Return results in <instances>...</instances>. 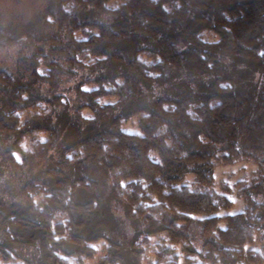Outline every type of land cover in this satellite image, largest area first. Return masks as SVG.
I'll use <instances>...</instances> for the list:
<instances>
[{
    "label": "trees",
    "instance_id": "1",
    "mask_svg": "<svg viewBox=\"0 0 264 264\" xmlns=\"http://www.w3.org/2000/svg\"><path fill=\"white\" fill-rule=\"evenodd\" d=\"M37 1L0 4V264H264V0Z\"/></svg>",
    "mask_w": 264,
    "mask_h": 264
},
{
    "label": "rangeland",
    "instance_id": "2",
    "mask_svg": "<svg viewBox=\"0 0 264 264\" xmlns=\"http://www.w3.org/2000/svg\"><path fill=\"white\" fill-rule=\"evenodd\" d=\"M11 2V3H9ZM37 0H20V2L18 3V6L15 5L13 6L12 0H0V4L1 5H8V6H12L16 7L17 10H22L23 12L26 11H31V13L33 12L32 10H36L39 9V5H37ZM21 11V12H22ZM40 71H42V68L40 69ZM85 115H89L88 112L85 113ZM124 128L126 130H128L129 132H136L137 131V127L135 125V121L129 120ZM41 139H43V137L41 135H38L35 138H31V137H26L25 138V142H24V147L25 149H30L34 146V144L37 143V141H41ZM15 159L18 160L19 156L15 155ZM256 170V167L248 162H239L237 164H233V165H226L223 164L219 161L216 162V168H215V172H214V178H215V182H216V191L221 192L220 190V185L224 184L225 186H227V188H229V190L231 191L230 194L228 195V197L232 200L233 202V207L227 212V213H236L241 211L244 208V204L242 202V200L238 199L237 197V193L239 191V189L241 188V185H238L240 182H246L249 183L250 180L253 178L254 176V172ZM261 248V244L258 243L256 246H254V249L259 250ZM149 261L150 262H154L155 258L153 256H149ZM88 264H95L94 262L92 263H88Z\"/></svg>",
    "mask_w": 264,
    "mask_h": 264
},
{
    "label": "snow or ice",
    "instance_id": "3",
    "mask_svg": "<svg viewBox=\"0 0 264 264\" xmlns=\"http://www.w3.org/2000/svg\"><path fill=\"white\" fill-rule=\"evenodd\" d=\"M85 91H88V89H85Z\"/></svg>",
    "mask_w": 264,
    "mask_h": 264
}]
</instances>
